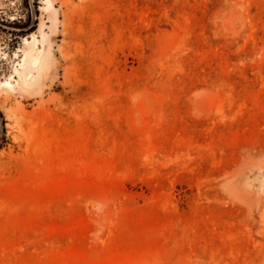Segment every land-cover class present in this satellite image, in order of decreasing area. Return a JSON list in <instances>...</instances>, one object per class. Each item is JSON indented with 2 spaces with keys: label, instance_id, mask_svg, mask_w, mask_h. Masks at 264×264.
<instances>
[{
  "label": "rangeland",
  "instance_id": "obj_1",
  "mask_svg": "<svg viewBox=\"0 0 264 264\" xmlns=\"http://www.w3.org/2000/svg\"><path fill=\"white\" fill-rule=\"evenodd\" d=\"M49 1L0 0V264H264V0Z\"/></svg>",
  "mask_w": 264,
  "mask_h": 264
},
{
  "label": "bare ground",
  "instance_id": "obj_2",
  "mask_svg": "<svg viewBox=\"0 0 264 264\" xmlns=\"http://www.w3.org/2000/svg\"><path fill=\"white\" fill-rule=\"evenodd\" d=\"M46 2L45 3H47V4H49L50 3V1L49 0H45ZM46 7V6H45ZM49 7V6H48ZM37 58H32L31 59V61H30V64L31 65H34V64H36L37 63ZM6 84H8V86H10L11 87V85L8 83V82H5ZM6 84H5V86H6ZM9 88V87H8Z\"/></svg>",
  "mask_w": 264,
  "mask_h": 264
},
{
  "label": "trees",
  "instance_id": "obj_3",
  "mask_svg": "<svg viewBox=\"0 0 264 264\" xmlns=\"http://www.w3.org/2000/svg\"><path fill=\"white\" fill-rule=\"evenodd\" d=\"M3 123H4V121L3 120H0V131H2V132H4ZM1 139L3 141V138H0V141H1ZM1 142H0V146H1Z\"/></svg>",
  "mask_w": 264,
  "mask_h": 264
}]
</instances>
